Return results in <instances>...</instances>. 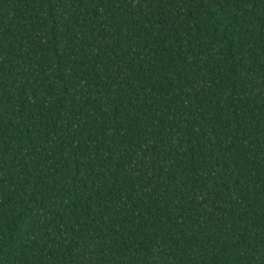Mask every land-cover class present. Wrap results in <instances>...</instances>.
Listing matches in <instances>:
<instances>
[{"label": "trees", "instance_id": "trees-1", "mask_svg": "<svg viewBox=\"0 0 264 264\" xmlns=\"http://www.w3.org/2000/svg\"><path fill=\"white\" fill-rule=\"evenodd\" d=\"M0 264H264V0H0Z\"/></svg>", "mask_w": 264, "mask_h": 264}]
</instances>
